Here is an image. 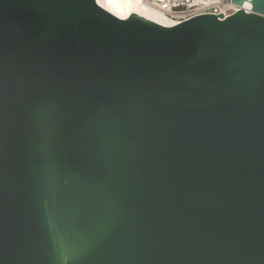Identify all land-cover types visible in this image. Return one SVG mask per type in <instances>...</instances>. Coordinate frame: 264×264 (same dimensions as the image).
<instances>
[{
    "label": "water",
    "instance_id": "95a60500",
    "mask_svg": "<svg viewBox=\"0 0 264 264\" xmlns=\"http://www.w3.org/2000/svg\"><path fill=\"white\" fill-rule=\"evenodd\" d=\"M248 1L162 26L0 0V264H264V0Z\"/></svg>",
    "mask_w": 264,
    "mask_h": 264
},
{
    "label": "bare ground",
    "instance_id": "6f19581e",
    "mask_svg": "<svg viewBox=\"0 0 264 264\" xmlns=\"http://www.w3.org/2000/svg\"><path fill=\"white\" fill-rule=\"evenodd\" d=\"M100 6L122 19L128 18L134 12L162 26L179 24L165 12L147 4L145 0H102ZM251 8L252 4L248 0H244L242 6L234 3L225 12V17L233 15L239 9L249 12Z\"/></svg>",
    "mask_w": 264,
    "mask_h": 264
},
{
    "label": "built area",
    "instance_id": "2783aa9c",
    "mask_svg": "<svg viewBox=\"0 0 264 264\" xmlns=\"http://www.w3.org/2000/svg\"><path fill=\"white\" fill-rule=\"evenodd\" d=\"M145 2L181 23L201 14H224L232 0H145Z\"/></svg>",
    "mask_w": 264,
    "mask_h": 264
},
{
    "label": "snow or ice",
    "instance_id": "6c2138e0",
    "mask_svg": "<svg viewBox=\"0 0 264 264\" xmlns=\"http://www.w3.org/2000/svg\"><path fill=\"white\" fill-rule=\"evenodd\" d=\"M95 3H96L97 5H100V4L102 3V0H95Z\"/></svg>",
    "mask_w": 264,
    "mask_h": 264
}]
</instances>
